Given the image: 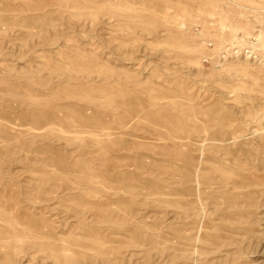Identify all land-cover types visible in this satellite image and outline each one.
<instances>
[{
    "label": "rangeland",
    "instance_id": "374dc122",
    "mask_svg": "<svg viewBox=\"0 0 264 264\" xmlns=\"http://www.w3.org/2000/svg\"><path fill=\"white\" fill-rule=\"evenodd\" d=\"M0 264H264V0H0Z\"/></svg>",
    "mask_w": 264,
    "mask_h": 264
},
{
    "label": "bare ground",
    "instance_id": "6f19581e",
    "mask_svg": "<svg viewBox=\"0 0 264 264\" xmlns=\"http://www.w3.org/2000/svg\"><path fill=\"white\" fill-rule=\"evenodd\" d=\"M234 139H236V138H234ZM240 139V138H239ZM235 141V140H234ZM225 142V141H224ZM230 143V142H229ZM226 144V143H225ZM227 145V144H226Z\"/></svg>",
    "mask_w": 264,
    "mask_h": 264
}]
</instances>
